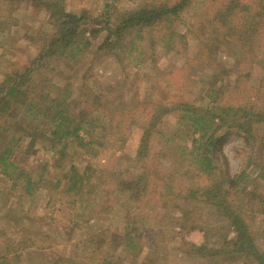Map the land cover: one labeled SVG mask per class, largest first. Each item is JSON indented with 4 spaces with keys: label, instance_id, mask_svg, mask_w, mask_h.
<instances>
[{
    "label": "rangeland",
    "instance_id": "rangeland-1",
    "mask_svg": "<svg viewBox=\"0 0 264 264\" xmlns=\"http://www.w3.org/2000/svg\"><path fill=\"white\" fill-rule=\"evenodd\" d=\"M205 1L192 0L183 15L170 23V30L165 23L158 24L145 31L144 39L134 37L132 55L121 62L116 54L99 57L94 51L105 36V21H114L141 1L63 0L68 11L88 15L85 26L93 41L76 59H50L56 68L51 74L52 89L68 88L75 99L73 106L83 108L88 104L98 111L103 118L101 123L110 130L103 137L98 135L105 145L95 144L97 152L85 149L79 140L22 142L17 164L34 179H41L30 194L21 182L12 186L0 171V240H9L10 248H16L17 241H21L26 248L16 251V264H76L82 242L90 234L101 241L103 248L119 254L121 264H244L240 259L225 261L224 254L202 256L195 251L200 244L214 250L227 249L234 238L228 217L202 202V197L183 199L188 188L204 192L215 185H220L231 209L251 225L255 243L264 249V212L260 211L264 185H248L257 176L254 158L259 149L256 146L264 136V125L253 128L255 141L251 143L236 129L222 125L212 159L216 172L201 175L175 158V145L190 146L191 135L179 122V109L174 108L160 119L159 131L148 144L149 157L144 160L150 158L165 167L172 165L173 170H179L175 181L181 185L174 192L150 188L141 201L139 195L135 197L128 190L145 163L135 155L146 118L145 107L152 102L164 99L172 105L185 97L194 104L205 105L210 99L207 89L221 81L225 83L221 100L237 99L249 105L256 101L259 88L264 94L262 48L246 50L242 43L227 39L219 49L216 45L209 48L211 60L200 58L202 45L211 35L197 23L194 14ZM8 14L10 25L0 27V81L4 71L29 65L45 42L40 40L42 34L53 30L47 21L48 13L28 0L14 2L11 12L4 9L2 15ZM94 27L102 29L96 37L89 32ZM151 39L155 40L153 45ZM167 39L170 49L165 44ZM245 51L248 56L243 59V69H250V77L229 71ZM169 86L174 91L167 93ZM20 120L32 125L26 117ZM119 120L124 127L112 131ZM242 170L248 173L247 179L229 184L228 178L236 177ZM242 185L250 192L240 188ZM138 212L147 219L145 228H149L150 235L143 237L137 250L129 252L119 245L120 236L126 222ZM12 250L10 254L14 255Z\"/></svg>",
    "mask_w": 264,
    "mask_h": 264
},
{
    "label": "trees",
    "instance_id": "trees-1",
    "mask_svg": "<svg viewBox=\"0 0 264 264\" xmlns=\"http://www.w3.org/2000/svg\"><path fill=\"white\" fill-rule=\"evenodd\" d=\"M17 1L23 0H0L1 29L9 26L11 20V14L5 17L2 15L4 9L13 11V3ZM28 1L48 13L47 21L53 30L42 34L40 40L45 42L29 65L23 69L16 68L14 71L3 72L4 78L0 81V171L12 182V186L16 187V184L21 182L25 192L30 194L39 186L41 179H34L26 168L17 164L22 142L26 139L31 144H36L38 140L56 143L66 139L79 140L85 149L97 152L99 148L95 144L100 147L105 145L99 140L98 135L103 137L105 131L110 129L101 123L103 118L98 111L88 104L83 108H75L73 106L75 99L68 88L54 91L52 89L54 83H50L51 74L56 69L50 59L56 56L76 59L80 53L88 50L92 45L93 40L88 36L85 26L88 15L85 12L68 11L63 0ZM140 1L137 2L136 8L117 15L114 21L109 19L105 21V36L98 43L94 54L99 57L107 53L116 54L122 62L125 56L132 55L134 37L144 39L145 31L158 24L165 23L169 29L170 23L174 19H179L192 3V0ZM109 4L107 2L108 6ZM194 15L197 23L207 29L211 35L210 40L202 45L204 49L200 56L202 60H211L212 54L209 48H214L216 45V49H219L227 39L242 43L246 50L254 47L264 50V2L262 0H206ZM101 30L99 27H94L89 32L92 37H96ZM131 35H133L132 38H130ZM168 40L165 44L170 49L172 45L169 47ZM151 41L153 45L155 40L151 39ZM247 53L245 51L238 57L230 72L235 70L237 74L251 76L249 68L243 69L245 65L243 59L248 56ZM260 62L264 66V56ZM220 83L207 89V96L210 99L205 105L194 104L185 97H181L172 105H167L166 100L159 99L151 103L153 106L151 109L148 108L150 105L145 107L146 118L141 126L142 136L136 150V159L141 161L149 157L148 144L153 134L159 131L160 119L163 114L174 108L179 109V122L191 135L190 146L175 145V158H178L183 166H192L194 171L201 175L216 172L212 159L214 148L220 140L217 133L222 125L236 129L247 143L255 141L253 128L258 124L264 125V94L260 92L261 88L257 92L256 101L247 105L237 99L221 100L225 83L222 81ZM183 89L184 86H182ZM166 91L169 93L174 89L169 86V90L166 89ZM23 117L30 119L32 125L20 120ZM123 118L126 117L123 116ZM124 125L123 121L119 120L112 126L114 128L112 131ZM259 144L256 146L259 149L254 158L258 168L257 176L248 184L252 187L264 185V136ZM144 162L143 170L128 185L132 195L135 197L139 195L138 200L141 201L142 196L150 188H155L159 192L178 190V185L181 184L175 179L179 170H173L172 165L165 167L154 164L150 158ZM247 174L245 170H242L236 177L230 176L229 184L245 181ZM245 185L240 188L244 187L245 192H250L246 191ZM187 190L188 192L183 196L185 201L202 197V202L207 203L217 213L228 217L234 229V238L230 247L214 250L200 244L195 247L198 255L219 257L224 254L225 261L240 259L244 264H264V249L255 243L251 225L231 209L220 185L210 186L204 192L192 188ZM260 202L263 206L260 211L264 212V199H260ZM138 208L141 210L140 206ZM184 212L187 213L188 210ZM136 214L137 216H133L126 222L124 232L120 236L119 245L129 252L137 250L143 237L150 235L149 228H145L147 219L140 212ZM23 248L25 245H22L21 241H17L16 248L15 246L10 248L9 240H0V264H16L19 260V254L16 251ZM11 250L15 252L14 255L10 254ZM76 264H121V257L111 248H103L101 241L90 234L82 242V250Z\"/></svg>",
    "mask_w": 264,
    "mask_h": 264
}]
</instances>
